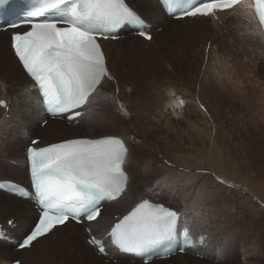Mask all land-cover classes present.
Instances as JSON below:
<instances>
[{"label":"rangeland","instance_id":"obj_1","mask_svg":"<svg viewBox=\"0 0 264 264\" xmlns=\"http://www.w3.org/2000/svg\"><path fill=\"white\" fill-rule=\"evenodd\" d=\"M235 13L233 16H237L238 22H235L236 17H233L232 21L229 22L228 28L224 27V18L228 15H225L221 20L211 18L215 27H211L210 24L211 30L208 28L206 38L201 37L193 40V38L190 39L188 33L182 34V36L186 35L187 37L185 44L192 42V49H189L191 45H186L185 49L187 51L186 55L184 54L185 60L183 63L179 61L175 63L170 62V65L178 68V81L174 77L171 80L169 66L161 62L162 54L166 50V46L164 45L167 44L168 34H171L170 32L174 29L173 26L164 24L155 27L156 24H152L154 26L149 29L152 32V36L155 33H161L164 28H166L167 33L155 38L154 42L147 43V45L142 41L133 42L132 40L128 41V39L119 42V39L135 36L131 33H120L118 39L112 40L115 44L111 45V48H113V52L115 51L114 55L116 54L115 57L120 62L121 69L128 73V76L125 77L129 79L128 83H125V81L118 83L119 93L117 94L116 90H110V93L105 96L107 97L105 100H103L102 96L104 92V90L102 91L103 88H98V92L91 96L88 106L84 108L85 115L81 122L69 125L60 120V132L58 133L50 131L47 133L42 132L44 126H41L40 122L43 119L39 123V120L28 122L29 109L33 110L37 102L33 98L28 97L30 96L29 92L21 91L18 88V85H24L25 83H23L21 78L23 74L22 69L19 64H15L14 71L8 72V76L6 77H0V94L4 93L2 96L7 103V110L0 107V178L10 177L24 185L27 184L23 149L32 134L37 136L40 139L39 144H42L68 136H71L70 138H97L102 135H108L107 133L118 132L116 134L120 133V137L125 135L126 137L122 138L129 139V143L130 141L136 142L130 143L133 146H131V151L136 147L134 144H145L148 141H153L149 151L140 155L142 174L138 175L139 180H134V174L136 175L138 171L136 172L134 168V162L131 163L133 188L129 192L128 197L119 206L115 204L109 207L104 205L107 217L103 224L107 225L116 219L117 217L112 216L113 213L117 212L116 215L122 214L133 204L131 202L139 194L149 193L146 197L153 201H160L176 209L181 208V214L185 217L181 216L186 221L181 219L180 225L187 224L193 236L201 232L212 234L214 237V241L211 242L210 246H194L184 254H178L175 260L162 264H239L238 262L241 261H245L243 264H264V224H262L264 223V178H259L256 171L249 173L250 168L246 164V167H243L237 161L238 159H233L232 157L234 156L228 150L225 151L221 147H213L210 152L209 146L207 147L209 148L208 152L201 153V149L192 151L197 144L196 142H190L197 137L208 139V135L211 136L216 128L218 127L217 130H219L222 128L221 126H229L232 130L238 129L239 126L241 130L246 127V136L234 139L233 143H238L242 139L243 141L264 142V65L261 64V54L257 53L260 60L254 64L248 53L245 52L244 47V35L246 34L244 29L250 27L247 28L250 31L251 29L258 30V28L251 12L246 13L243 10H238ZM183 25L187 26L186 23ZM219 28L221 29L219 30ZM1 41L2 38L0 37ZM251 41L258 46L260 45L259 40L257 41L252 38ZM179 42L181 46V38H179ZM3 50L4 54H0L3 59L11 55L8 46L3 48ZM189 56L196 63L192 59L188 61L186 57ZM169 58L170 60L172 59L170 56ZM141 59L153 60L154 62L148 65L142 62ZM174 59L177 60L178 57L175 56ZM140 64H143V66L140 67ZM199 66H201L204 72L199 69ZM202 75H204V81L202 80ZM203 86H206V90L200 91ZM8 88L9 90L6 91ZM129 88H131V91H129ZM135 88L136 91L134 90ZM169 90L174 91L175 96H179L180 100H183L181 108L176 106L177 103L174 101V97L169 95ZM200 93L201 95H206V99L213 101L216 105L213 111L218 113L217 120L212 119L209 111L202 107V99L199 97ZM146 104L147 106H145ZM260 105L263 107L261 108ZM143 106L147 110L146 114L148 112L147 120H149L150 125L146 130H142V136L137 128L138 123L142 120V116L138 117L137 114H140ZM122 111L131 113L130 118L121 114ZM43 118L48 119L47 126H50L51 119L46 115ZM1 120H5L7 124L4 125ZM212 120H214V126L211 123ZM30 124H32L36 131L28 135V130L25 129H29ZM125 130L129 133H126ZM123 132H125L124 135H122ZM188 134L193 139H187ZM227 137L229 138V136ZM160 143L163 148L157 149L156 146ZM185 145L187 148L184 147ZM178 148H182L183 151H179ZM249 153L252 156L260 158L257 163L250 161V164L253 163L252 166H256L261 161L264 164V152H260L259 155L254 151H250ZM175 157L176 159H173ZM7 159L15 162V164H10ZM166 161L168 163H165ZM181 163L187 164L188 169L175 166V164L181 166ZM262 163L261 166H264ZM213 164L223 170L222 173L216 172V183L220 182L222 178L220 175H222L226 179H229L232 184L245 185L244 190L247 193L249 192L255 205L252 208L260 218V221H256V223L252 220V227L250 226V228H253V234L249 232L250 228L246 221L247 224H240L243 217L239 213H236L237 217H234L232 221L233 226L230 227V231L228 230L229 220L225 216V218H219L218 216L217 218L212 210H207L206 208L203 210L206 213L204 214L206 217L204 218L202 215V218L208 224H205L206 222H202V220L198 223H188L186 218L195 216L197 207L182 197L181 192L189 193L191 196L192 192L195 191L193 187L196 186L195 189H197L199 181L191 183L192 178H188L186 174L196 173L199 167L212 166ZM214 168L216 170L217 167ZM230 174L234 176V180L231 179L232 175ZM186 180L189 182L187 183ZM228 192L240 194L233 190H228ZM1 195L0 199L2 198ZM3 200L8 201V197ZM184 201L186 202L183 203ZM9 202L13 203L15 201L10 200ZM0 203H2L1 200ZM27 204L29 208L34 209L33 203L27 201ZM244 214L249 218L254 217L252 209H246ZM7 218H13L17 222L12 232L18 237L23 234L22 232L29 227L30 222L33 220L31 214L17 215L15 212H2L0 210L1 222H5ZM213 219H217L219 222H215ZM224 223L226 226H221ZM221 228L225 230V233L228 230L227 235L229 232L233 234V243L231 245L233 254L231 256H229L228 252L230 249L229 240L226 243L228 245L225 251L227 254L224 253L220 256L219 250L215 248L216 246H221L217 241L220 236L224 235ZM73 229L80 239L78 242L73 240V237L69 240L67 236H59L57 232L59 229L51 235L52 240H54V237L59 236L64 246L67 245L71 251L68 252L69 258L64 259L60 257V264H143L139 261L134 262L131 258L123 257L119 258L117 262L111 261L112 263H109L107 257L99 255L87 243L86 239H84L86 233L81 226L74 224ZM243 230H246L254 238V240L251 238L245 246L243 245V237L241 236V234L245 236ZM59 231L62 233V229ZM99 232L100 230H97L96 234L99 235ZM79 233H82L83 236H80ZM258 233H261V235ZM260 240L262 242H259ZM254 243L257 247L255 249ZM5 244L7 246H0V264H7L13 259H19L21 264L42 263L41 250L36 252L34 249L22 254L16 252L14 244L8 242H5ZM37 247L43 249L40 245ZM109 251L111 253L113 250L109 249ZM26 259H28L27 262L25 261ZM150 264L161 263L154 260Z\"/></svg>","mask_w":264,"mask_h":264},{"label":"snow or ice","instance_id":"obj_2","mask_svg":"<svg viewBox=\"0 0 264 264\" xmlns=\"http://www.w3.org/2000/svg\"><path fill=\"white\" fill-rule=\"evenodd\" d=\"M7 2L0 0V8ZM158 2L165 14L177 21L231 7V0H208L202 6L201 0ZM72 3L35 0L30 10L7 23L6 30H13L11 52L37 90L41 110L53 119L80 123L89 98L106 80H116L101 41L118 39L129 25L140 38L151 41L153 37L128 0H76L80 11L73 8L71 16L59 13L58 9ZM169 95L176 94L169 90ZM0 107H7L4 99H0ZM122 114L131 116L127 111ZM48 122L43 119L41 126ZM39 143L31 139L25 149L27 185L0 180V190L33 203L36 209L30 230L16 242L18 249L31 248L56 229L74 223L84 229L87 243L109 259L138 258L150 264L153 258L185 252L183 246H172L181 226V212L145 198L149 193L139 194L125 214L103 224L105 202H117L133 188L128 171L132 153L125 138L102 135L67 138L43 147ZM14 223L7 221L10 227Z\"/></svg>","mask_w":264,"mask_h":264},{"label":"bare ground","instance_id":"obj_3","mask_svg":"<svg viewBox=\"0 0 264 264\" xmlns=\"http://www.w3.org/2000/svg\"><path fill=\"white\" fill-rule=\"evenodd\" d=\"M128 1H129V4L133 8H135V9H137L139 11V13L143 16V18L148 23H150V24H156L155 27H157L159 25H164V24L171 25V26L174 27V29L170 32L171 34L170 35L168 34L167 44L164 45V46H166V50L162 54L161 62L166 63L167 66H169L171 80L174 77V79L176 81H178V74H177L178 68H176V67L174 68L172 65H170V62L175 63L176 61H179V62L183 63V61L185 60L184 54L186 55V51H187V49H185L186 45L187 46L188 45H191V47L189 49H192V42H189V43H186L185 44L187 37H186V35L182 36V34L188 33L190 35V39L193 38V40L194 39L201 38V37L202 38H206L207 35H208V28H210V24H211V27H215V25L213 24L212 19L211 18H208V17H196L194 19H186V20L177 21V20L171 19V17L166 16L164 14V12L160 8V5H159V3H158L157 0H128ZM238 10H241V11L243 10L246 13L247 12H251V14L253 16V11H252V8L250 7V5L248 3H241V4H239V5L231 8L228 11H223V12L219 13L216 18L218 20H221V19L224 18L225 15H228L226 18H224V20H225L224 21V27L225 28H228L229 22L232 21L233 17H236L235 22H238L237 16H233L234 13L237 12ZM184 23H186L187 26L183 25ZM255 24H256L258 30L251 29L250 31H248L247 28H250V27H246L244 29L246 31V34L244 35L245 52L248 53V55L250 56V58H251V60L253 61L254 64H256L257 62H259V60H260V57L257 56V53L261 54V57H262L261 64L264 65V36L260 32L259 27H258V24L257 23H255ZM220 29L221 28H219V30ZM222 29H224V28H222ZM210 30H211V28H210ZM214 30H216V29H214ZM8 31L9 30H6L4 32L3 31H0V37L2 38V41L0 42V54L1 53L4 54L3 48H6V46H8L10 48V36H9ZM166 33H167L166 28H164V30L161 33H155V35L152 36L153 39L151 41L143 40L142 38L137 37V36H127V37H125L123 39H119L120 40L119 42H122L124 39H128V41H131L132 40L133 42L142 41L144 44L147 45V43L154 42L155 38L160 37V36H162L163 34H166ZM180 33H181V35H179ZM179 38H181V42H182L181 46H180ZM252 38H254L257 41L259 40L260 41V45L258 46L256 44L252 43V41H251ZM101 44H102L103 50H104L105 55H106L108 68H109L110 72L116 77V80L115 81H108V80H106L104 82V84H102L99 87V88H103L102 91L104 90L102 96H103V100H105V99H107V97H105V96H107V94L110 93V90H116V88L118 87V83L124 82V81H125V83H128V80L129 79H126L125 78L126 76H128V73L126 71L124 72V70L121 69L120 62L116 59V57H115L116 54L114 55V52L115 51L113 52V48H111V45H113L115 43L112 40H108V41L102 40L101 41ZM10 51H11V49H10ZM169 56L172 57L171 60H170ZM175 56L178 57L177 60L174 59ZM186 59L188 61L191 60V59L194 60L191 56L186 57ZM141 60H140V62H141ZM137 62H138V60H137ZM142 62H145L148 65H151L154 61L153 60H142ZM194 63H196L195 60H194ZM15 64H18V62L15 60L14 55H13L12 52H11V55L9 57H6L5 59H3L0 56V77L1 76H5L6 77V76H8V72L14 71L15 70ZM174 65H176V64H174ZM141 66H143V64L142 65L140 64V67ZM199 69L202 70L201 69V66H199ZM152 70H153V68H152ZM202 72H204V70H202ZM188 73H191V72H188ZM21 78L23 80V83H25V84L24 85H18V88L21 91L29 92V95L30 96H28V97L29 98L30 97L33 98L37 102V105H36L35 108H33V110H30L29 109V112H28V115H29L28 116L29 117L28 122H30V121L33 122L34 120H39L38 121V123H39L42 119H44L43 116L45 114H44V112L40 108V103H39V99H38V92L32 86V82L26 76V74L23 73L22 76H21ZM121 78H123V79H121ZM202 80L204 81V75H202ZM14 84H16V83H14ZM7 90H9V88L6 89V91ZM134 90L136 91V88ZM203 90H206V86H203L202 89H200V91H203ZM97 92H98V89L96 90L95 93H97ZM3 94L4 93H1L0 94L1 95L0 96V99H3V96H2ZM213 94H214V92H213ZM199 97L202 99V107L205 108V109H207L209 111L210 117L212 119L217 120L218 113L216 111H213L216 108V105L213 103V101L207 100L206 99V95H201V93H200ZM90 99H91V97L89 98L88 103L90 102ZM173 99H174V101L178 105H180V102L183 101V100H180L179 96H174ZM88 103H87V105L85 107L88 106ZM224 104H227V103H224ZM229 105L232 106L230 103H229ZM145 106H147V104ZM145 106L142 107L140 114L139 113L137 114L138 117L140 115L142 116L141 117L142 120L140 121V123H138V127H137L139 129V131L141 132V135L142 136H143V131L142 130H146V128H148L149 125H150L149 120H147V114H148V112L146 114V111L147 110L145 109ZM181 106L182 105H180L179 107L181 108ZM263 106H261V108ZM2 111H3V109H2ZM214 120L211 121V123H212L213 126L215 125ZM1 122H3L4 125L7 124L5 120H1ZM50 122H51V125L50 126H47V125L44 126L42 132H45V133H47L48 131H50V132H56V133L60 132V130H59V125H61L60 120L59 119H51ZM75 124H76V122H75ZM221 127L222 128L219 129V130H217V128H218L217 127L216 130L211 134V136L208 135V139L199 138V137L193 139V138L190 137V134H188L187 135V139H189V140L193 139L190 142H196V144H197V146L194 149H192V151L193 150L194 151H198L199 149H201V153H206L209 150V148H207L209 146H210V152L212 151V148L213 147H216V148H220L221 147L222 149H225V151L228 150L230 152V154L232 156H234V157H232L233 159L234 158L238 159L237 161H239L243 167H246V165H247V167L250 168L249 169L250 171H248L249 173L250 172H253V171H256L257 172L256 173L257 176L259 178L263 179L264 178V166H261L262 161L260 163H258L256 166H252V164L253 163H257V161L260 160V158H258L257 156L250 155L249 152L250 151H254L258 155L260 154V152H264V142H258V141H253V140H251V141H249V140L243 141V139L242 140L239 139L240 141L238 143H233L234 142V139L236 140V139H238V138H240L242 136H246V127L242 128V130L240 129V126H239L238 129H234V130H232L231 127H229V126H227V127L221 126ZM25 130H28V135H30L31 133H33V132L36 131L35 128L32 126V124L29 125V129L26 128ZM39 131H41V130H39ZM125 131H126V133L128 132L127 130H125ZM116 133H118V132H115V133H107V134L108 135H119L120 134V133L119 134H116ZM124 133L125 132H123L122 135H124ZM135 134L137 135V133H135ZM138 134H139V132H138ZM119 136H121V135H119ZM124 136H122V137H124ZM227 136H229L230 139ZM70 137L71 136L64 137V138L57 139V140H52L50 142H44L42 144H39L38 146H45V145H48L50 143L58 142L60 140L67 139V138H70ZM32 138H37V136H34V134H32L28 138L27 144H25L24 149H23L24 153H25V149H26L27 145L30 143V140ZM258 138H259V136H258ZM137 140H139V139H137ZM128 141H129V139H128ZM128 141L126 140V142H128ZM139 142H140V140H139ZM130 143H132V142L130 141ZM130 143H129V147L131 149L132 144H130ZM152 143H153V141H148L145 144H142V143H140V144H134V145H136V147H135V149L132 148L134 150L131 151L132 154H131L130 163L128 165V171L131 174H133L132 173V168H131V163L134 162V168L136 169V172L138 171V173L136 175L134 174V180H139L140 178L138 177V175L139 174H142V171H141V165H142V163H141V160H140V155H141V153H144V152L147 153L149 151V149L151 148L150 146H151ZM156 147H157V149H162L163 148L162 145H161V143L160 144H157ZM184 147H186V145ZM179 151H183V149L180 148ZM24 153H23V156H24ZM230 154H228V155H230ZM173 159H176V157L173 158ZM245 159H246V161H245ZM7 160H9V159H7ZM197 161L199 162V160H197ZM250 161H253V163L250 164ZM24 163H25V169H26V159H25V156H24ZM235 164L237 165V163H235ZM144 166H145V164H144ZM175 166L184 168L186 170L188 169V165L187 164H184V163H181V166L178 165V164H175ZM214 167H217L216 170H215ZM217 171H219L220 173H222L223 170L220 167H218V166H214V164H213L212 166H202V167H199L197 169V172L196 173L186 174V176L188 178L189 177L192 178V182L191 183H195V182L199 181V183L197 184L198 185L197 189H195L196 186L193 187L195 191L193 190L194 192H192V195L191 196H190L189 193L186 194L185 192H181L182 193L181 194L182 197H184L185 199H187L188 202L194 204L197 207L196 208L197 211H196L195 216H191V217H187L186 218L187 221H188V223H190V222H192V223L193 222L194 223H198L199 221L202 220V222H206L205 224H208L207 221H205L202 218V215L204 216V218L206 217L204 215L206 213H204L205 211H203L204 208H206L207 210H212L213 213L216 215V217L217 216L219 218L220 217H222V218H225L226 217L229 220V221L227 220L228 223H229L228 224L229 226L227 225L228 226V230L230 229L231 226H233V222L232 221H233L234 217H237V214L236 213H239L240 216L243 217V218H241V222L242 223L240 222V224H245L247 222L248 225H249L248 226L249 228H250V226L252 227V220L255 221V223H256V221L259 222L260 221V218H259L258 214L252 208V206H255L253 204L254 202H253L251 196L249 195V192L247 193L244 190L245 189V185L243 186L242 184H232L229 179H226L222 175H220L222 177L220 179V181L222 180L223 183H221V182L216 183V175L215 174H216ZM230 175H232V174H230ZM225 176H227V175H225ZM5 179L13 180L10 177L9 178L8 177L0 178V180H5ZM231 179L234 180V176L233 175H232ZM26 180H27V176H26ZM13 181H17V180H13ZM186 182L188 183L189 181L186 180ZM26 183L28 184V180L26 181ZM228 190L237 191L241 195L240 194H233L234 192L229 193ZM0 194H2L1 195L2 198L0 199L1 202H2V203H0V210H2V212L9 211V212H15L17 215H20V214H22V215L31 214L33 216V220H32V222H30L29 227L26 228L22 232L23 234H21V236H23L30 229V227L33 225L34 220H35V217H36V210L33 209V208H29L28 207V204H27V201L21 200L20 198H18L16 196H13L7 190H0ZM6 197H8V201L3 200ZM127 197H128V195L125 196L123 199L117 201V202H108V203H105V204L108 207L111 206L112 204H115V205L119 206L122 203V201L124 199H126ZM145 198L149 199L148 197H145ZM9 199L11 201H15V202L11 203V202H9L10 201ZM151 201H153V200H151ZM133 202H131V203H133ZM153 202H155V203H162V202L157 201V200H154ZM185 202L186 201H184L183 203H185ZM165 205L167 207L173 208L174 210H177L178 209L177 211L181 212V208H177L176 209L173 206H170V205H167V204H165ZM129 208H130V206L122 214H119L117 216V218L120 217V216H122L123 214H125L126 211ZM246 209H252L253 215H254L253 218L252 217L249 218V217L245 216L244 211ZM116 213L117 212H114L112 216L116 215ZM214 214H212V215H214ZM197 215H198V217H197ZM182 216H184V215H182ZM182 216H181V219L182 220H185ZM106 217H107V212L104 211V221H105ZM8 219L9 218H7L6 221ZM213 220H215V222H219L217 219H213ZM219 220H221V219H219ZM114 221H115V219L112 220L110 223H112ZM262 224H264V223H262ZM73 225L74 224H71L70 223L66 227L58 228L59 230L62 229V233L58 229H56V230H58L57 232L59 233V236H62V235L67 236L69 238V240L71 239V237H73V240H75L77 242L80 241V239L77 237V233L73 229ZM222 225H225V223L224 224H221V226ZM183 226H186L187 227L188 225L187 224H184ZM244 227H243V229H244ZM235 228H237V227H235ZM249 230H250L249 232H251V234H253L252 233L253 228L252 229L250 228ZM227 231L225 233V230H223V234L224 235L220 236L218 238L219 240H217L218 243L221 246H216L215 247L216 249L219 250V255L220 256H222L224 253H226L225 252L226 251V247L228 246V245H226V243L228 242V240H229V245H230L229 246L230 249L228 250L229 256H231L233 254V249L231 247V245L233 243V239H232V237H233L232 235L233 234L229 232V234L227 235ZM189 232H190V230H189ZM235 232H236V230H235ZM52 234H50V235H48L46 237H43V238L39 239V241L36 242V243H34V245L31 248L16 250V252L17 253L25 254V253H27V251H31V250H34V249L37 248L38 249V252L40 250L42 252V261H43V258L46 259V260H48V261H50L52 258H57V260H59L60 257L61 258H64V259L69 258L68 257V252H71V251L69 250L68 246L67 245L64 246V244L62 243V241L59 238V236L58 237H54V240H52V238H51V235ZM198 234L199 233H196L194 236H196ZM243 234L245 236H243L242 234H241V236L243 237L242 242H243V245L245 246V244L248 243V241L251 238H253V237H251L252 235L250 236L246 232V230L245 231L243 230ZM79 235L80 236H83L82 233H79ZM259 235H261V233ZM86 237H87V235L84 237V239H86ZM252 240H254V238ZM213 241H214L213 235L212 234H207V236H206V238H205V240H204V242H203L202 245L210 246L211 242H213ZM259 242H262V241L260 240ZM38 245L42 246L43 249L38 248L37 247ZM0 246L5 247L7 245L5 244V241L0 240ZM255 248H257V247H256V245L254 243V249ZM86 250H87V248H86ZM177 255L178 254H176L174 256H170L169 258H165V259H158L157 262L162 264V263H165L167 261L175 260L176 259L175 257H177ZM98 257H100V256H98ZM15 260H17V259H13V260H10V261L8 260L9 262L7 264H10L12 261H15ZM25 261L27 262L28 259H26ZM153 261L154 260L150 261V263H152ZM244 262L245 261H241V262H238V263L239 264H243ZM20 264H21V262H20Z\"/></svg>","mask_w":264,"mask_h":264},{"label":"crops","instance_id":"obj_4","mask_svg":"<svg viewBox=\"0 0 264 264\" xmlns=\"http://www.w3.org/2000/svg\"><path fill=\"white\" fill-rule=\"evenodd\" d=\"M35 251L38 252V249L36 248ZM41 264H60V261L57 260V258H52L50 261L43 258V261Z\"/></svg>","mask_w":264,"mask_h":264}]
</instances>
